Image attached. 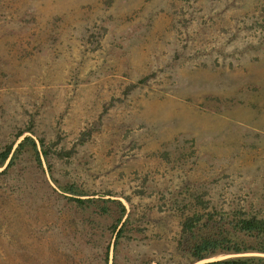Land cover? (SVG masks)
<instances>
[{"label":"rangeland","instance_id":"1","mask_svg":"<svg viewBox=\"0 0 264 264\" xmlns=\"http://www.w3.org/2000/svg\"><path fill=\"white\" fill-rule=\"evenodd\" d=\"M27 135L76 152L0 167V264L199 262L170 192L264 217V0H0V149ZM191 146L175 170L158 160ZM67 183L134 213L116 251V204L83 210Z\"/></svg>","mask_w":264,"mask_h":264},{"label":"trees","instance_id":"2","mask_svg":"<svg viewBox=\"0 0 264 264\" xmlns=\"http://www.w3.org/2000/svg\"><path fill=\"white\" fill-rule=\"evenodd\" d=\"M147 77L140 79L141 83L147 80ZM137 84L128 86L127 93L135 88ZM34 122L25 130L17 133L20 138L24 132L29 131L34 134ZM91 132H84L79 143L89 139ZM193 146V144H191ZM191 146V152H180L178 156L169 149H164L159 154L158 160L166 169L182 166L194 155L195 151ZM29 150L33 158L42 167L43 159L48 160L51 155L58 158L71 157L76 152L75 147L66 149H56L54 143L46 144L44 139H35L32 135L22 138L15 146V142L6 144L0 149V167H4L3 172L11 170L21 158L22 154ZM155 155V154H154ZM157 155V154H156ZM49 166V170H51ZM60 192L66 194V197L78 204L83 210L96 208L95 211L102 217L110 216L114 203L117 206L118 219L111 224L113 234L114 250L119 244L130 237L129 226H134L132 217L133 212L127 214L126 205L120 200L112 198H103L102 196H87L75 184L67 183L59 185ZM169 194V192H168ZM167 194V196H168ZM166 211L170 212L177 219L178 232L175 236V242L179 249L189 252L191 258L195 261L220 256L238 254L233 257L212 260L203 264H264V217L246 207L238 206L228 209H222L213 198L208 197L207 191L181 190L178 194L170 192L169 200L165 203ZM136 232H142V228H137ZM111 242L107 246L106 257L110 255ZM252 252L255 254L241 255L242 253Z\"/></svg>","mask_w":264,"mask_h":264},{"label":"water","instance_id":"3","mask_svg":"<svg viewBox=\"0 0 264 264\" xmlns=\"http://www.w3.org/2000/svg\"><path fill=\"white\" fill-rule=\"evenodd\" d=\"M208 260L207 259H204V260H201V261H199V262H197V263H195V264H202V263H205V262H207Z\"/></svg>","mask_w":264,"mask_h":264}]
</instances>
